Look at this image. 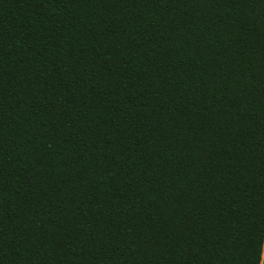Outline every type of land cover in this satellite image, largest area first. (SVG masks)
Here are the masks:
<instances>
[{
	"label": "trees",
	"instance_id": "1",
	"mask_svg": "<svg viewBox=\"0 0 264 264\" xmlns=\"http://www.w3.org/2000/svg\"><path fill=\"white\" fill-rule=\"evenodd\" d=\"M264 0H0V264H261Z\"/></svg>",
	"mask_w": 264,
	"mask_h": 264
},
{
	"label": "rangeland",
	"instance_id": "2",
	"mask_svg": "<svg viewBox=\"0 0 264 264\" xmlns=\"http://www.w3.org/2000/svg\"><path fill=\"white\" fill-rule=\"evenodd\" d=\"M261 264H264V250H263V256H262Z\"/></svg>",
	"mask_w": 264,
	"mask_h": 264
},
{
	"label": "crops",
	"instance_id": "3",
	"mask_svg": "<svg viewBox=\"0 0 264 264\" xmlns=\"http://www.w3.org/2000/svg\"><path fill=\"white\" fill-rule=\"evenodd\" d=\"M263 250H264V247H263ZM262 256H263V254H262ZM262 261V260H261Z\"/></svg>",
	"mask_w": 264,
	"mask_h": 264
}]
</instances>
